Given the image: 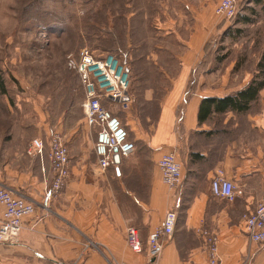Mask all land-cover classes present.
<instances>
[{
	"label": "crops",
	"instance_id": "1",
	"mask_svg": "<svg viewBox=\"0 0 264 264\" xmlns=\"http://www.w3.org/2000/svg\"><path fill=\"white\" fill-rule=\"evenodd\" d=\"M219 1L141 0L144 24L148 25V14L152 19L146 27L153 30V37L146 43L160 50L170 42L179 50L169 56L178 62L170 90L162 99L155 98L153 89L143 98L159 109L152 133L146 136L138 120L122 119L129 140L152 150L149 164L141 157L131 162L116 157L114 165L102 171L94 153V165L80 159L69 163L64 188L45 203L50 164L44 161L43 172L38 158L28 156L15 173L14 184L3 185L33 201L36 211L23 220L16 242L0 244V264H208L203 232L216 239L220 264H264V245L251 242L243 226V217L264 195V87L246 112L211 113L202 123L198 109L203 99L233 95L248 81L240 76L233 84L223 74L213 88L188 87L204 46L226 28L215 16ZM156 52L147 54L146 60L158 59L161 52ZM166 152L175 153L181 168V182L174 190L164 185L157 166ZM218 169L236 186L231 202L210 192ZM28 188L33 195L25 194ZM169 211L177 215L174 233L162 239L160 255L150 260L148 237ZM129 228L141 243L138 252L129 243Z\"/></svg>",
	"mask_w": 264,
	"mask_h": 264
},
{
	"label": "rangeland",
	"instance_id": "2",
	"mask_svg": "<svg viewBox=\"0 0 264 264\" xmlns=\"http://www.w3.org/2000/svg\"><path fill=\"white\" fill-rule=\"evenodd\" d=\"M142 5L141 0H0L4 88L0 87V185L14 184V175L27 163L26 150L35 138L57 135L68 148L70 165L78 159L94 165V136L84 122V91L76 72L82 49L96 55L112 53L125 62L131 102L128 110L119 106L112 110L121 120H138L146 136L152 133L159 109L143 98L151 89L156 99L167 94L178 69V62L169 56L179 50L170 42L159 46L160 50L146 43L153 37V30L146 27L152 19L148 14V25L144 24ZM247 5L244 2L240 14L251 18V23L219 19L226 28L204 46V56L189 77L188 87L209 84L213 88L223 74L233 84L240 76L249 84L257 74L264 53V0ZM155 50L161 52L158 59L146 60ZM151 152L148 145L138 142L132 156L125 159L131 162L141 157L147 165ZM24 192L33 195L35 191L28 188Z\"/></svg>",
	"mask_w": 264,
	"mask_h": 264
},
{
	"label": "built area",
	"instance_id": "3",
	"mask_svg": "<svg viewBox=\"0 0 264 264\" xmlns=\"http://www.w3.org/2000/svg\"><path fill=\"white\" fill-rule=\"evenodd\" d=\"M243 0H220L215 7V16L222 21L235 19L242 11ZM76 72L84 91L82 109L86 127L94 136L93 151L102 171L114 165V159L127 158L135 151L129 140L128 131L112 108L119 106L128 110L130 72L124 61L112 53L96 55L86 49L78 53ZM26 153L38 158L41 170L45 172L44 161L48 160L51 179L43 193V202H51L64 188L69 178L68 148L62 139L53 135L46 142L31 140ZM47 158V159H46ZM162 182L169 190L176 189L181 182V168L173 152L161 155L157 162ZM213 197L233 201L236 186L228 180L223 170L218 169L210 182ZM36 204L21 193L0 185V244H11L18 240L23 220L32 216ZM177 215L166 213L161 227L151 233L147 240V253L150 260L156 259L162 251V239L170 238L175 230ZM243 226L248 239L264 245V195L253 212L243 217ZM206 238L208 264H220L217 255L216 239L202 233ZM129 243L134 251L141 250L136 232L127 230ZM112 264H123L113 262Z\"/></svg>",
	"mask_w": 264,
	"mask_h": 264
},
{
	"label": "trees",
	"instance_id": "4",
	"mask_svg": "<svg viewBox=\"0 0 264 264\" xmlns=\"http://www.w3.org/2000/svg\"><path fill=\"white\" fill-rule=\"evenodd\" d=\"M257 1V0H254ZM245 4L249 2H253V0H245ZM240 4V7L243 9ZM251 13L254 11L251 8H248ZM236 22H240L243 24H249L252 22V19L244 16L242 14L238 15ZM119 50V49H117ZM115 53H122L121 51H117ZM120 56V55H119ZM257 74L254 78L250 81V83L239 92H236L233 95H229L223 98H205L201 101L198 109V122L202 123L206 119L209 118L211 113H226L228 111L237 112V113H244L249 109V104L253 101L259 91L264 87V53L260 55L258 60L257 66ZM258 79V80H257ZM0 87L3 88V81L0 79ZM2 93H5L2 92Z\"/></svg>",
	"mask_w": 264,
	"mask_h": 264
}]
</instances>
